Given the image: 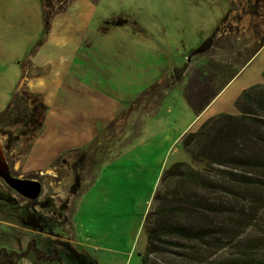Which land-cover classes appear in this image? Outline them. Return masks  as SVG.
Listing matches in <instances>:
<instances>
[{
	"label": "rangeland",
	"instance_id": "obj_1",
	"mask_svg": "<svg viewBox=\"0 0 264 264\" xmlns=\"http://www.w3.org/2000/svg\"><path fill=\"white\" fill-rule=\"evenodd\" d=\"M53 4L55 14L46 18L43 0H0L2 155L19 178L40 182L39 199H51L42 213L61 212L66 224L60 233L72 239L73 226L76 238L87 241L81 250L96 264H141L142 219L162 171L176 162L204 168L181 149V137L212 116L237 115L240 93L264 84V0ZM39 48L51 62L28 70L26 54ZM65 67L75 72L60 76ZM49 68L57 71L59 87H47V79L37 92L27 85ZM71 79L81 85L60 87ZM43 119L48 132L35 140ZM35 141L34 164L27 162L31 170L22 172ZM59 147L68 150L47 170L32 172L45 169ZM253 175L264 179V173ZM226 196L209 195L207 221L191 219L192 227L211 225L221 235L207 248L193 245L198 260H188L187 246L162 245L149 264H264V188ZM26 201L15 208L0 198L7 208H0V249L13 251L23 237L16 218L28 210ZM171 218L185 224L179 213Z\"/></svg>",
	"mask_w": 264,
	"mask_h": 264
},
{
	"label": "trees",
	"instance_id": "obj_2",
	"mask_svg": "<svg viewBox=\"0 0 264 264\" xmlns=\"http://www.w3.org/2000/svg\"><path fill=\"white\" fill-rule=\"evenodd\" d=\"M43 1L47 18L55 14L53 3L63 9L66 2L73 0ZM235 107L237 115L212 116L196 131L181 137V149L192 163L203 164L204 168L196 170L187 163L176 162L162 171L151 197L152 207L143 219L146 245L141 264H149V256L162 252V245L189 247L188 260H198L199 249L193 245L207 248L208 242L221 237L211 225L191 224V219L199 216L208 220L205 211L210 205L209 195L230 196L231 191L264 188V179L253 175L264 173V84L244 89L235 100ZM42 108L45 106L41 104ZM175 213L181 215L184 225L173 224L171 217Z\"/></svg>",
	"mask_w": 264,
	"mask_h": 264
},
{
	"label": "flooded vegetation",
	"instance_id": "obj_3",
	"mask_svg": "<svg viewBox=\"0 0 264 264\" xmlns=\"http://www.w3.org/2000/svg\"><path fill=\"white\" fill-rule=\"evenodd\" d=\"M0 152L2 153L1 149ZM0 161L6 164L9 178L28 181L32 184L33 182L40 184L35 178H19V176L8 167L5 156L3 157L2 154L0 155ZM0 172L4 173L3 169H1ZM71 187L72 185L69 190ZM20 191L22 193L10 186L6 178L0 175V198L5 202L7 201L6 206L10 203L11 207L16 205L15 208H17V206H19V201L28 200L25 205L28 207V210L25 208V212L19 214L16 218L21 224V227L16 230L22 232L23 237H20L13 251L0 249L1 263L15 264L28 259L32 264L36 262L40 264H96V262L90 259L81 248H76L73 243V235L72 239H70L60 233L63 232V227L66 224V219L61 212H57L55 216H45L43 214L44 212L42 213V211L49 208V203L51 201L50 197L40 200L39 193L37 197L29 198V189L23 191L21 188ZM70 194L72 197L66 198V200L63 201L66 206L70 204L74 192L71 191ZM0 208L7 209L1 204ZM12 215L14 216V214ZM6 226L10 228L9 224Z\"/></svg>",
	"mask_w": 264,
	"mask_h": 264
},
{
	"label": "crops",
	"instance_id": "obj_4",
	"mask_svg": "<svg viewBox=\"0 0 264 264\" xmlns=\"http://www.w3.org/2000/svg\"><path fill=\"white\" fill-rule=\"evenodd\" d=\"M25 61L26 62H28L29 64H30V66H31V68L30 69H28V70H31V69H33V70H37L42 64L41 63H50L51 62V58H50V53L49 52H47V51H44V50H41L40 48L39 49H36V50H33V52L32 53H28V54H26V57H25ZM29 66V65H28ZM67 67H65V68H63L61 71H60V76H63L64 78H66L67 77V74H73L75 71H71V72H68L67 70ZM25 70H27V69H25ZM46 70H48V68L46 69ZM65 70V71H64ZM48 73V72H47ZM45 74V75H43V76H35V77H33V78H30V82H28L27 83V85L29 86V87H33L34 88V91L35 92H37V90H38V87H43V85H45V83H43V81H44V79H47L48 80V83H47V87H52L53 89H54V87H59L55 82H54V77H55V75H56V73H57V71H55L54 70V68L52 69V68H49V74ZM52 76L51 78L49 77V76ZM22 79V75H21V77H20V80ZM19 80V81H20ZM28 80V79H27ZM31 82H33V83H31ZM69 83L71 84V85H73L74 86V84L73 83H76V84H78V79L77 80H73V79H71V80H67L64 84H62V85H60V87H63V88H65V90H72L71 89V87H69V86H65L66 84H68L69 85ZM78 85H81V84H78ZM17 86V85H16ZM38 93H40V94H42V92H38ZM49 98V97H48ZM46 102V97L45 96H43V103H45ZM50 101L48 100V103H49ZM87 114V113H86ZM126 117H127V115H126ZM74 118V117H73ZM45 123H46V120H44L43 119V130H42V132L40 133V135H38L36 138H35V140L37 139V138H39L40 136H44L45 134H47V132H48V130H44L45 129ZM120 123H122V121L121 122H119V124ZM105 124V123H104ZM93 130H95V128H93ZM74 131V130H73ZM75 133L76 132H78V130H76V131H74ZM95 132V131H94ZM96 134V132L93 134V136H96L95 135ZM91 140H93V138H90ZM91 142V141H90ZM36 144V141L34 142V144H33V142H32V145H33V148H31V152H30V154H29V156L32 154L33 155V158H34V155H35V150H34V145ZM70 146V145H69ZM32 147V146H31ZM62 147V146H61ZM61 147H59L56 151H53V154L52 155H50V160L45 164L47 167L45 168V169H43V170H41V169H33V171L32 172H38L39 171V173H42L43 171H45V170H47L48 169V166L50 165V163L53 161V160H55V159H57L58 157H60V156H62V154L63 153H65L66 152V150H68L67 149V147H63V148H61ZM81 148H84L83 147V145H82V147ZM30 149V148H29ZM29 149L27 150V152H26V154L24 155V158H23V162H22V172H24V171H28V170H31V169H25V164L27 163V162H29L30 164H32L33 163V161H35V158L34 159H31L30 161H28V158H29V156L27 155V153H28V151H29ZM74 150H76V149H74ZM72 151V150H71ZM77 151V150H76ZM78 151H82V150H78ZM52 158V159H51ZM36 160H38V159H36ZM32 161V162H31ZM34 164V163H33ZM17 167H18V163H16V165H14V168L15 169H17ZM13 168V169H14ZM35 170V171H34ZM152 197V196H151ZM151 200V199H150ZM148 207H149V204H148ZM148 207H147V209H146V212H147V210H148ZM146 214V213H145ZM145 214L143 215V219H144V216H145ZM143 219H142V223H143ZM72 223V222H71ZM72 233H73V243L75 244V246L76 247H78V248H81L82 249V246L83 245H85V242H87V241H82L81 239H77L76 238V234H75V229H73V226H72ZM78 237H80V236H78ZM84 240H86L85 238H84Z\"/></svg>",
	"mask_w": 264,
	"mask_h": 264
},
{
	"label": "water",
	"instance_id": "obj_5",
	"mask_svg": "<svg viewBox=\"0 0 264 264\" xmlns=\"http://www.w3.org/2000/svg\"><path fill=\"white\" fill-rule=\"evenodd\" d=\"M3 169L4 173L0 172V175L6 178V181L9 183L10 186L15 188L16 190H19L20 193H22L20 190L21 188L23 191H27L29 189V198H35L38 196L40 192V186L38 183H30L28 181L23 180H15L8 177L7 173V166L3 161H0V171Z\"/></svg>",
	"mask_w": 264,
	"mask_h": 264
},
{
	"label": "bare ground",
	"instance_id": "obj_6",
	"mask_svg": "<svg viewBox=\"0 0 264 264\" xmlns=\"http://www.w3.org/2000/svg\"><path fill=\"white\" fill-rule=\"evenodd\" d=\"M2 153L0 152V155H1ZM4 159V158H3Z\"/></svg>",
	"mask_w": 264,
	"mask_h": 264
}]
</instances>
